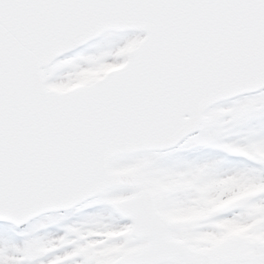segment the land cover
I'll list each match as a JSON object with an SVG mask.
<instances>
[{"label":"snow or ice","instance_id":"snow-or-ice-1","mask_svg":"<svg viewBox=\"0 0 264 264\" xmlns=\"http://www.w3.org/2000/svg\"><path fill=\"white\" fill-rule=\"evenodd\" d=\"M102 65L123 67L55 87ZM261 144L264 0H0V264H264V241L191 239L251 223L264 191L175 224L196 193L150 190L264 183Z\"/></svg>","mask_w":264,"mask_h":264},{"label":"rangeland","instance_id":"rangeland-1","mask_svg":"<svg viewBox=\"0 0 264 264\" xmlns=\"http://www.w3.org/2000/svg\"><path fill=\"white\" fill-rule=\"evenodd\" d=\"M135 45L137 44L130 45L126 51L129 52ZM116 66L118 65H102L97 68L86 69L78 73L73 79L55 87L63 89L77 83L94 81L107 70ZM255 152L258 156L264 157V144L257 145ZM116 170H125L136 174L139 169L138 167H128ZM150 185V189H154L156 192H173L178 189L192 190L200 188L202 193L196 192V195L192 197L190 202H177L163 209L167 216L174 214L176 219L190 218L193 221L203 219L220 209L245 200L255 193L264 191V183L250 182L238 177H227L221 180L201 183L198 176L186 178L181 175L178 177L156 178L150 181ZM165 188H170V190H162ZM255 212L258 214L257 219L251 223L238 220L224 221L218 225L220 231L202 233L191 239L195 244H203L209 248L220 246L226 241L235 238L264 241V230H258V227L264 224V206H256ZM104 234L108 238L121 235L117 231H110ZM90 243L95 245L103 243V241H91ZM119 251L120 249L118 247H114L102 250V254L112 255Z\"/></svg>","mask_w":264,"mask_h":264},{"label":"flooded vegetation","instance_id":"flooded-vegetation-1","mask_svg":"<svg viewBox=\"0 0 264 264\" xmlns=\"http://www.w3.org/2000/svg\"><path fill=\"white\" fill-rule=\"evenodd\" d=\"M162 190H169V189L165 188V189H162ZM192 190L196 193L199 189H192ZM170 217L172 218L170 222L171 223H175V224H184V223L194 222L193 220H187V221H185V220H177L174 217V214L173 215H170Z\"/></svg>","mask_w":264,"mask_h":264},{"label":"water","instance_id":"water-1","mask_svg":"<svg viewBox=\"0 0 264 264\" xmlns=\"http://www.w3.org/2000/svg\"><path fill=\"white\" fill-rule=\"evenodd\" d=\"M116 70V69H115ZM114 71V70H113ZM79 86H82V85H79ZM79 86H76V87H79ZM75 88V87H74ZM73 89V88H72ZM71 90V89H70ZM70 90H67V91H70ZM116 174L118 175H130V174H127L125 172H115Z\"/></svg>","mask_w":264,"mask_h":264}]
</instances>
